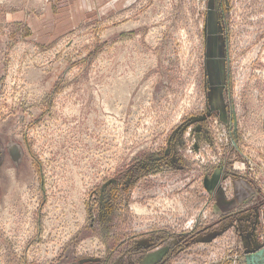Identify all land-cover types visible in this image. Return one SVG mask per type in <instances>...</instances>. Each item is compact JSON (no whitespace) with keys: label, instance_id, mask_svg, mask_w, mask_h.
Wrapping results in <instances>:
<instances>
[{"label":"rangeland","instance_id":"rangeland-1","mask_svg":"<svg viewBox=\"0 0 264 264\" xmlns=\"http://www.w3.org/2000/svg\"><path fill=\"white\" fill-rule=\"evenodd\" d=\"M259 254L264 0H0V264Z\"/></svg>","mask_w":264,"mask_h":264},{"label":"bare ground","instance_id":"bare-ground-1","mask_svg":"<svg viewBox=\"0 0 264 264\" xmlns=\"http://www.w3.org/2000/svg\"><path fill=\"white\" fill-rule=\"evenodd\" d=\"M246 185V184H245ZM236 187H238L237 189H238V191H239V195H240V197L242 196H244V195H246L247 194V185H246V188L243 186V183H239V184H237L236 183ZM230 205H233L234 203H229ZM263 259H264V255L262 254H259V255H257V256H255V257H251L250 258V261H251V264H264V261H263Z\"/></svg>","mask_w":264,"mask_h":264},{"label":"crops","instance_id":"crops-1","mask_svg":"<svg viewBox=\"0 0 264 264\" xmlns=\"http://www.w3.org/2000/svg\"><path fill=\"white\" fill-rule=\"evenodd\" d=\"M93 1L96 2V3H99V2H101V1H103V0H92V1L90 0V2H92V3H93ZM104 1H107V0H104ZM91 10H92V9H91Z\"/></svg>","mask_w":264,"mask_h":264},{"label":"flooded vegetation","instance_id":"flooded-vegetation-1","mask_svg":"<svg viewBox=\"0 0 264 264\" xmlns=\"http://www.w3.org/2000/svg\"><path fill=\"white\" fill-rule=\"evenodd\" d=\"M237 184H239L240 182H236Z\"/></svg>","mask_w":264,"mask_h":264},{"label":"water","instance_id":"water-1","mask_svg":"<svg viewBox=\"0 0 264 264\" xmlns=\"http://www.w3.org/2000/svg\"><path fill=\"white\" fill-rule=\"evenodd\" d=\"M208 188H210L209 184H208Z\"/></svg>","mask_w":264,"mask_h":264}]
</instances>
